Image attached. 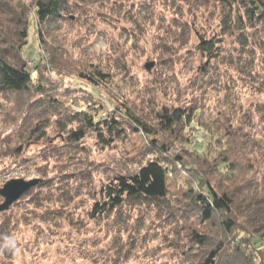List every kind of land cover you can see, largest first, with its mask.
<instances>
[{
	"label": "rangeland",
	"instance_id": "374dc122",
	"mask_svg": "<svg viewBox=\"0 0 264 264\" xmlns=\"http://www.w3.org/2000/svg\"><path fill=\"white\" fill-rule=\"evenodd\" d=\"M14 2L30 23L23 60L35 79L39 66L48 88L59 93L64 114L59 124L50 120L34 132L32 123L14 122L19 118L15 104L1 99L0 189L15 179L40 183L0 214V264H196L199 251L189 250L187 233L204 228L219 242L224 234L218 221V226L200 227L199 220L183 216L176 225L174 216L166 218L149 206H126L120 214L94 219L93 197L99 199L115 172L155 156L149 144L153 136L132 132L128 115L154 127L165 108L199 109L204 126H196L186 142L172 141L164 154L173 163L169 199L184 213L200 177L215 186L224 159L217 139H225L224 129L264 132L259 36L253 35L258 45L253 37L248 44L245 33L227 27L223 22L232 11L216 0H71L68 11L41 28L39 41L33 0ZM201 39L218 47L204 54ZM82 112L97 121L117 115L127 133L109 147L92 132L75 143L69 135L78 125L65 123L68 115ZM205 133L214 140L201 151L195 141L206 140ZM81 170L90 171L89 184L81 180ZM225 180L219 191L229 188ZM53 181L56 185L48 189ZM77 193L73 205L59 203ZM173 247L187 252L179 257Z\"/></svg>",
	"mask_w": 264,
	"mask_h": 264
},
{
	"label": "trees",
	"instance_id": "16d2710c",
	"mask_svg": "<svg viewBox=\"0 0 264 264\" xmlns=\"http://www.w3.org/2000/svg\"><path fill=\"white\" fill-rule=\"evenodd\" d=\"M14 1L0 0V106L1 99L10 98L9 101L15 104L19 115L14 122L21 119L23 125L26 122L32 123L31 128L35 132L40 127L47 128L50 120L59 121V124L64 111L58 106L59 93L51 87L48 88L39 66L35 70V79L34 73L23 60L22 51L29 42L30 23L27 14L15 5L17 3ZM70 1L33 0L39 41L43 40L40 39L43 38L41 28L56 21L62 13L68 11ZM216 1L232 11L230 15H226L223 23L227 27L239 29L240 33H245L247 41L248 37H253L256 45L258 42L253 35L259 36V47L264 54V0ZM201 40L199 47L204 54L210 52L214 46V49L218 47L213 42ZM14 42L18 43V48ZM98 75L106 78L101 73ZM192 108H165L157 115L158 124L154 127L144 124L136 117H130L127 113L129 120H132L129 129L134 127L132 132L143 131L148 136H153L149 144L154 148L152 152L155 156L132 169L112 174V179L100 189L99 199L93 197L95 203L91 216L96 219L99 216L117 215L126 206L131 210L149 206L158 209L166 218L174 216L176 225L183 216L199 220L200 227L213 223L218 226L215 223L218 221V227L224 234L219 242L215 239L216 236L212 237V233L204 234V228L199 230L196 227L190 235L187 233L186 237L192 240L189 250L199 251L196 264H264V132H257L255 128L236 129L233 132L232 128H225V139H217L222 145L218 149L219 155L224 156L223 163H220L221 171L218 173L220 179L215 183L218 187L209 181L204 182L200 177L197 182L198 191L192 188L189 194V208L183 209L184 213H180V209H176L169 199L167 181L172 175L170 168L173 163L164 157V154L172 141L186 142L187 134L197 130L196 126L204 127L198 116L200 110ZM66 120L68 122L65 124L68 126L78 125L69 135L75 143L82 141L92 132L97 134L104 147H109L122 139L128 130L118 120L117 115L111 114L97 121L95 115L82 112L68 115ZM261 123L264 124V117ZM20 129L21 127L17 132ZM205 134L208 140L200 141L198 138L195 141L201 151L211 144L210 140H214L213 135ZM74 178L75 175L70 180L75 181ZM91 179L90 171H82L81 180L84 183L89 184ZM223 179L226 181L225 187L230 186L219 191L218 188L223 186ZM55 185V181L51 184L47 182L48 189L54 188ZM93 186L94 183L91 189ZM79 197L80 193L72 194L71 198L60 200L59 203L67 202V206H70ZM127 220L124 222L126 225L130 223L132 216L129 215ZM3 235L1 230L0 237ZM247 243L250 246L246 247ZM249 247L257 252H250ZM172 249L179 257L187 252V248Z\"/></svg>",
	"mask_w": 264,
	"mask_h": 264
},
{
	"label": "water",
	"instance_id": "95a60500",
	"mask_svg": "<svg viewBox=\"0 0 264 264\" xmlns=\"http://www.w3.org/2000/svg\"><path fill=\"white\" fill-rule=\"evenodd\" d=\"M153 67V63L146 65L148 71H151ZM39 183L40 180L27 181L25 179H15L7 182L0 189V196L4 199V202L0 205V214L9 211L13 205L18 203L27 193L36 188Z\"/></svg>",
	"mask_w": 264,
	"mask_h": 264
}]
</instances>
